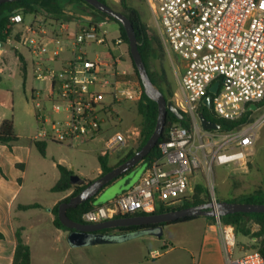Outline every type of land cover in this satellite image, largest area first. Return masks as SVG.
Here are the masks:
<instances>
[{
  "label": "built area",
  "instance_id": "2783aa9c",
  "mask_svg": "<svg viewBox=\"0 0 264 264\" xmlns=\"http://www.w3.org/2000/svg\"><path fill=\"white\" fill-rule=\"evenodd\" d=\"M144 1L162 48L180 63L172 101L190 118L191 127L171 126L159 146V157L128 190L84 213L83 224L173 211L191 200L195 190L192 180L202 175L214 193V167L244 165L256 129L264 127V104L260 105L264 100V0ZM67 14L72 19L76 15ZM41 18L33 16L31 22H25L22 13H15L5 31V43L26 49L38 66L35 79L48 84L50 109L37 115L38 129L31 140L69 147L93 141L108 119L118 120L116 103L140 98L132 81L125 79L123 51L119 49L122 40H111L105 21H95L90 15L81 14L83 23L72 31L68 22L49 21L55 23L51 28L39 24ZM96 46L107 51L89 60V51L100 54ZM87 47L90 49L82 50ZM3 51L0 49V61ZM214 83L217 88L211 94ZM209 94L207 109L214 118L231 122L247 116L252 122L228 132L203 130L198 116ZM256 112L260 115L253 120ZM139 133L112 132L99 155L118 150ZM215 219L226 264H264L258 251L237 255L233 228ZM160 253L153 251L152 258Z\"/></svg>",
  "mask_w": 264,
  "mask_h": 264
},
{
  "label": "crops",
  "instance_id": "0c3cea01",
  "mask_svg": "<svg viewBox=\"0 0 264 264\" xmlns=\"http://www.w3.org/2000/svg\"><path fill=\"white\" fill-rule=\"evenodd\" d=\"M106 2L109 6L119 4V0ZM78 15L81 14H76L71 22H68L67 27L70 31L79 28L83 23ZM114 24L105 21L103 25L107 29ZM117 35L110 39H116ZM5 51L7 50L4 49L3 52ZM23 51L27 65L24 83L29 79L37 82L34 76L38 67L36 61L26 49ZM3 52L2 58L5 55ZM124 69L127 70V66ZM0 70L2 81L5 74L4 66H0ZM44 84H46L44 95L42 90L34 88L33 85L29 89V98L34 107L30 118L24 126L22 125L23 128L19 126L15 117L9 115L11 113L0 116V124L4 119H12L16 138L9 145L0 143V264H12L17 231H20L23 242L29 247L30 264H226L217 226L214 221H209L205 217L170 225L178 227L175 232L172 230L167 232L163 227L160 237L133 236L111 244L70 246L67 242L69 231L53 225L52 209L69 196L71 191L51 190L59 179L57 165L69 168L62 163V159L52 157L55 172L51 178L46 179L38 162L39 159L41 161V158H45L48 144L57 147L61 145L45 142V155L41 156L31 140L38 129L37 115L50 109L46 102L48 84ZM2 106L3 102L0 99V107ZM30 205L37 207L24 209ZM106 233L115 234L117 231L108 230ZM145 241H155L158 245L149 248ZM153 251L161 253L158 257L152 258ZM241 252L237 251V255Z\"/></svg>",
  "mask_w": 264,
  "mask_h": 264
},
{
  "label": "rangeland",
  "instance_id": "374dc122",
  "mask_svg": "<svg viewBox=\"0 0 264 264\" xmlns=\"http://www.w3.org/2000/svg\"><path fill=\"white\" fill-rule=\"evenodd\" d=\"M128 5L136 8L141 16L142 21L146 24V26L153 30L154 37L158 39V36L154 30V24L148 7L144 0H127ZM115 11L120 12V5L111 6ZM25 22H31L33 19L32 15H24ZM42 21L39 24H44L47 26H51L53 28L55 23H50L49 21H45L41 18ZM117 24L115 23L112 26H109L106 30L108 32L109 38H115L117 33V38H120L119 31H117ZM11 38L14 37V33ZM122 40V39H121ZM155 46V45H154ZM15 49H10L3 52L4 58L0 61V66H4L5 74L3 75V79L0 83V99L3 102V106L0 107V116L2 114H9L16 118L17 123L21 128L22 125L27 122L30 118V114L32 113L34 103L30 101L29 98V89L31 85L34 88L42 90V94H45V85L41 82H36L35 80L29 79L24 83L20 72V63L16 57V53L18 52L23 57L24 48L22 47H14ZM97 56L92 51H89L86 57L89 60H94L98 56H102L103 53L107 51L106 48L96 46ZM158 50V56L156 59L151 62V69L157 74H161L164 76L166 85L168 90L173 92L177 89V81L180 74V63L171 59L162 48V45L159 46L156 43V47ZM90 48H82V50H89ZM120 50L123 51L121 55L122 66H127V75L125 79H130L132 81V87L140 93V88L138 86V81L136 76L133 73V68L131 64V60L127 51V45L122 41V44L119 47ZM69 54L66 55L68 57ZM26 62V61H25ZM123 67V68H124ZM173 98V95H172ZM138 100H123L119 103H116L115 106V114L117 119H108V122L102 125V133L96 137L93 141H89L87 143L76 142L73 147H66L61 145L60 147L52 146L48 144V151L46 150L45 158L39 159L40 168L42 169V175L49 179L52 177L55 170L52 167V157L56 159H62V163L67 165V167L72 170L78 178L84 181H92L96 179L100 175V169L98 167L97 155H99V151L103 149V143L114 131H119L124 133L126 130H133L134 132L140 130L141 118L137 114L136 105ZM260 112H256L253 114V120L258 118ZM199 123V122H198ZM200 126V124H199ZM256 138L252 148L248 151V155L246 157V163L244 165L240 164H230L228 166H215L212 174V178L214 180V193L210 192L209 185L206 181L205 176L202 175L201 178H194L192 180V184H195L202 187V193L200 194V198L204 200L205 203H209L211 201L219 202V201H231L237 200L239 201L242 197H245L249 194L254 193L257 190H264V127L260 126L256 129ZM141 140L140 133L135 135L133 140H129L126 144L121 146L118 150L108 153V164L113 167L117 164V162L125 157L129 152H135ZM39 157H37L38 159ZM35 171H32L34 173ZM127 181V177L119 178L116 180L115 186L113 182L111 185L104 189V192L101 196L96 197L95 204L102 203L106 200V198L110 197V194L113 192L118 193V188L125 185ZM194 187V189H195ZM102 193V192H101ZM112 197V196H111ZM216 222V219L215 221ZM178 227L165 226V230L176 231ZM253 230H256V226H252ZM146 238L144 236H140L138 238ZM146 240V239H144ZM156 240V239H155ZM236 250L242 251L241 253L247 251H257L255 246L256 242L254 239H250L248 237H242L236 235ZM140 242V241H138ZM150 241H145L147 247H156L158 243H154ZM108 246V245H106ZM240 253V254H241ZM239 254V255H240Z\"/></svg>",
  "mask_w": 264,
  "mask_h": 264
},
{
  "label": "trees",
  "instance_id": "16d2710c",
  "mask_svg": "<svg viewBox=\"0 0 264 264\" xmlns=\"http://www.w3.org/2000/svg\"><path fill=\"white\" fill-rule=\"evenodd\" d=\"M99 1L108 5L106 0H99ZM119 5L121 7L120 12L124 14L132 24L134 34L137 40L138 51L144 62L145 68L147 70L151 82L154 84L155 87H157L161 91L166 102L174 106L172 101L173 92L168 90L164 76L161 74H157L151 69L152 60L156 59L158 56V50L155 48L156 43L157 45L161 46V42L156 29L154 28L155 33L158 36V39L154 37L153 30L148 28L146 24L142 21L139 11L136 8L128 5L127 0H119ZM19 12L22 13L23 15L28 14L35 17L40 16L45 21H56V22L71 21L72 16L67 13H72L73 15L85 14V15H90L92 19L95 21L114 22L118 25L119 35L122 41H124V43L127 45V51L131 60L133 73L137 78L138 86L140 88V98L136 105L137 114L141 118V124H140L141 140L136 149V151H138L145 144V142L148 140V138L150 137V135L154 130L156 124V118H157V105L155 102L150 100L143 92L142 84L139 80L138 73L134 67L130 55L128 40L123 27L115 19L109 17L105 13L95 10L93 7L85 3L83 0H19V1L6 2L0 4V42H4V43L6 42V38L8 34H6L5 31H6V26L9 23V17ZM6 13H8L9 15L6 16L5 15ZM15 53L18 62L21 65L20 72L22 78L23 80H25L26 66H27L26 62L22 57V55H20L18 52ZM0 81H1V77H0ZM263 104H264V100L260 105ZM178 112L181 115L180 117L176 116L170 111H167L166 123L163 130V134L161 138L158 140L156 147L152 149L143 159V161L139 164V166L141 167L140 172L136 175L137 172H135L132 169L119 177V178H123L125 176L132 175L127 178V181L125 183L127 187L123 189L121 192L128 190L139 179L141 174L150 165V163L159 157V146L163 141L166 140L167 130L171 126L181 125L186 128L191 127L190 118L186 114L180 112L179 110ZM199 114H202L206 119L219 124L221 126L219 131L221 132L234 131L240 128L241 126H243L244 124L252 122V118H248L247 116L243 117L238 121H231V122L223 121L214 118L206 107L200 108ZM15 140L16 138L14 136V127H13L12 119L11 118L4 119L0 124V143L9 145L11 142ZM33 144L38 150L39 154L41 156H44L46 143L39 141V142H33ZM135 152H129L125 157L120 159L115 166H118L119 164L129 159L131 156H133ZM97 162H98V167L100 169V175L109 172L112 168L115 167V166L113 167L109 166L107 155L105 156L97 155ZM57 169L59 172V179L57 180V182L55 183V185L52 187L51 190L53 192L71 191L69 196H67L61 202H67L71 197L78 194L89 182H91V181L87 182L81 179L83 181L82 184L77 185L74 183L73 180V177L75 176L74 172L61 165H57ZM119 178L110 182L106 187L111 185ZM131 178L132 179L135 178L133 182H130ZM201 193H202V187L197 185L195 187L194 195L192 196L191 200L185 202L181 207L177 209L205 204L204 200L200 198ZM95 201H96V197H93L90 200L78 205L75 208L67 209L66 210L67 217L73 222L83 223L82 215L87 211L91 210L92 207L96 205ZM227 202H242V203L264 205V190H257L252 194L242 197L239 201L231 200ZM59 204H57L52 209V214L54 217L53 225L58 229L69 231V229L63 226L58 219L57 213H58ZM32 207H37V205L25 206L24 209H28ZM154 213H163V211H157ZM142 215L144 214L135 215V216H142ZM197 218L199 217H195V216L183 217L172 222L163 223L161 225L165 227L170 225L187 223L194 221ZM205 218L209 221H215L214 217H205ZM219 219L222 224L230 225L233 228L236 235L254 239L256 242V246H255L256 250L264 258V213H234L225 216H220ZM252 226H256V230H253ZM149 227L152 226H131V227L114 228L112 230H116L118 233L123 234L125 236L133 237L135 236L136 233ZM106 231L108 230H104L102 231V233ZM15 240H16V245H15L12 264H30L31 261L30 250L29 247L23 242L20 231H17L15 233Z\"/></svg>",
  "mask_w": 264,
  "mask_h": 264
},
{
  "label": "water",
  "instance_id": "95a60500",
  "mask_svg": "<svg viewBox=\"0 0 264 264\" xmlns=\"http://www.w3.org/2000/svg\"><path fill=\"white\" fill-rule=\"evenodd\" d=\"M19 0H0V4L6 2H13ZM85 3L93 7L95 10L105 13L109 17L115 19L124 29L127 40L130 55L134 64V67L138 73L139 80L142 84L144 94L157 105V118L154 130L145 144L136 151L133 156L112 168L109 172L100 175L96 179L89 182L78 194L71 197L67 202H61L58 205V219L60 223L69 229L67 236V242L72 247H83L92 246L99 244H111L120 242L129 236H125L120 233L108 234L106 232L102 233L104 230H112L114 228L121 227H131V226H152L141 230L136 233L135 236L141 235H151L155 237H160L163 232V226L161 224L172 222L183 217H214L219 218L220 216H225L234 213H264V205L262 204H250L242 202H209L201 204L198 206L181 208L173 211L154 213L142 216H131V217H119L112 220H106L103 222L93 223V224H83L71 221L67 215L66 210L70 208H75L78 205L90 200L93 197L101 196L104 192L106 186L119 178L121 175L125 174L129 170H134L136 175L140 172L141 167L139 164L147 156V154L156 147L158 140L163 134V130L166 123L167 111L172 112L176 116L180 117L178 110L167 103L161 91L154 86L151 82L147 70L145 68L144 62L138 51L137 40L134 34V30L131 22L127 17L121 12L115 11L105 3L99 0H83ZM6 16L9 14L6 13ZM0 49L10 50L11 46L7 43L0 42ZM217 84L214 83L209 91L210 93H215ZM211 95H207L203 99V103L206 108L210 107ZM256 106L251 105L250 109L255 110ZM199 123L203 130H219L220 125L206 119L202 114H199ZM132 176V175H130ZM125 176V177H130ZM135 178H131L130 182H133ZM74 183L77 185L82 184V180L77 176L73 177ZM116 182L113 186H115ZM130 184V183H129ZM127 185L118 188V193L110 194V197L102 203H97L96 205H103L111 199L115 198L117 195L122 193L121 191L125 189ZM102 192V193H101ZM112 196V197H111Z\"/></svg>",
  "mask_w": 264,
  "mask_h": 264
}]
</instances>
